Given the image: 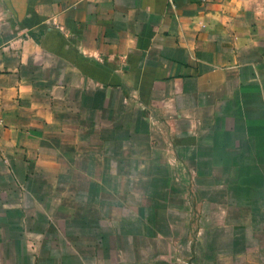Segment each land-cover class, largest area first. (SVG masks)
I'll use <instances>...</instances> for the list:
<instances>
[{"label": "crops", "instance_id": "obj_1", "mask_svg": "<svg viewBox=\"0 0 264 264\" xmlns=\"http://www.w3.org/2000/svg\"><path fill=\"white\" fill-rule=\"evenodd\" d=\"M0 264H264V0H0Z\"/></svg>", "mask_w": 264, "mask_h": 264}]
</instances>
